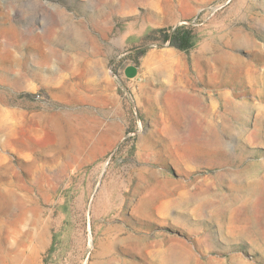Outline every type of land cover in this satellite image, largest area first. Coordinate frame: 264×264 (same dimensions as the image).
Wrapping results in <instances>:
<instances>
[{
    "label": "rangeland",
    "instance_id": "obj_1",
    "mask_svg": "<svg viewBox=\"0 0 264 264\" xmlns=\"http://www.w3.org/2000/svg\"><path fill=\"white\" fill-rule=\"evenodd\" d=\"M3 259L264 264V0H0Z\"/></svg>",
    "mask_w": 264,
    "mask_h": 264
},
{
    "label": "bare ground",
    "instance_id": "obj_2",
    "mask_svg": "<svg viewBox=\"0 0 264 264\" xmlns=\"http://www.w3.org/2000/svg\"><path fill=\"white\" fill-rule=\"evenodd\" d=\"M53 56H59V54L56 53V52L43 53V59L46 60L47 62ZM69 65H70V68H73L74 67L73 70H76V72H77V69L78 68H81L82 69V65L79 63L78 60H76L75 62H69ZM83 71L86 72L85 69H83ZM83 77H84V74H80L78 76V78H83ZM80 93H81V95H82V97L84 99H86L87 101H90V99H91L90 98V95H88L86 92H83V90L80 91ZM18 142H21V141H18ZM159 188H168V186L166 184L157 183V185L153 189L148 190L147 193L139 200V202H138V204L136 206V209L138 211H140V212H143L144 214L147 213L150 210V207H153L154 206V202L158 199V196H157V192L156 191ZM2 264H10V263H9V261L7 259H3ZM11 264H13V263H11ZM23 264H27V262H24Z\"/></svg>",
    "mask_w": 264,
    "mask_h": 264
},
{
    "label": "crops",
    "instance_id": "obj_3",
    "mask_svg": "<svg viewBox=\"0 0 264 264\" xmlns=\"http://www.w3.org/2000/svg\"><path fill=\"white\" fill-rule=\"evenodd\" d=\"M129 71H131V74L129 75ZM129 78H127V76ZM139 76V71L138 69L134 66V65H128L126 68H125V78L126 80H134L136 78H138Z\"/></svg>",
    "mask_w": 264,
    "mask_h": 264
}]
</instances>
